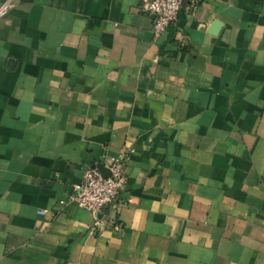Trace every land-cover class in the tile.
Instances as JSON below:
<instances>
[{
	"label": "crops",
	"instance_id": "0c3cea01",
	"mask_svg": "<svg viewBox=\"0 0 264 264\" xmlns=\"http://www.w3.org/2000/svg\"><path fill=\"white\" fill-rule=\"evenodd\" d=\"M140 1L0 17V264H264V0H183L157 37ZM119 153L109 204L60 202Z\"/></svg>",
	"mask_w": 264,
	"mask_h": 264
},
{
	"label": "built area",
	"instance_id": "2783aa9c",
	"mask_svg": "<svg viewBox=\"0 0 264 264\" xmlns=\"http://www.w3.org/2000/svg\"><path fill=\"white\" fill-rule=\"evenodd\" d=\"M183 0H141L139 9L152 13L151 33L157 37L172 23L178 14ZM11 0L0 2V17L5 15ZM108 169L107 175H102L95 167H87L82 171L81 178L71 184V190L66 199L79 207L90 211L99 210L109 204L121 188L124 179V155L119 153L109 157L104 163ZM41 212V210H38Z\"/></svg>",
	"mask_w": 264,
	"mask_h": 264
},
{
	"label": "water",
	"instance_id": "95a60500",
	"mask_svg": "<svg viewBox=\"0 0 264 264\" xmlns=\"http://www.w3.org/2000/svg\"><path fill=\"white\" fill-rule=\"evenodd\" d=\"M92 166H95L101 172L102 175L108 174V169L104 166L102 162L94 163Z\"/></svg>",
	"mask_w": 264,
	"mask_h": 264
}]
</instances>
